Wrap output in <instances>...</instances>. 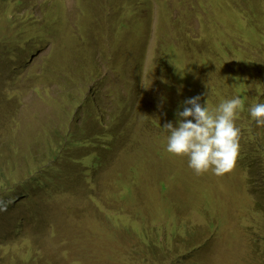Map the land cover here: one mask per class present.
<instances>
[{
    "label": "trees",
    "instance_id": "obj_1",
    "mask_svg": "<svg viewBox=\"0 0 264 264\" xmlns=\"http://www.w3.org/2000/svg\"><path fill=\"white\" fill-rule=\"evenodd\" d=\"M149 37L153 38L150 56ZM109 77L113 80L110 91L117 97L114 108L119 107L120 113L118 125L110 126V131L118 140L130 137L131 122H151L167 142L169 133L163 126L177 125L176 113L183 111L185 100L199 95L200 103L211 111L222 101L239 97L243 102L236 119L240 150L232 172L242 175L249 204L231 197L228 205L264 206V127H258L249 113L252 105L264 103V0H75L71 12L66 11L64 0H0V153L5 155L4 163L12 164L11 149L18 144L14 129L25 99L40 98L43 88L52 86L57 95L70 100L81 88L99 87L101 96ZM99 101L94 97L93 104L101 111ZM66 103L62 100L57 107V118L62 119L40 124L47 139L33 138L35 144L46 140L48 157L67 144L68 128L84 137L77 141L79 145L104 134L94 122H90L92 128L80 129L77 122L90 114ZM165 144H158V153ZM19 145L28 156L43 154ZM207 173L203 176L212 185L216 175ZM192 185L186 189L196 194L199 190L194 192ZM164 186L161 182L160 187ZM235 190H239L236 185ZM199 204L204 205L200 200ZM34 208V214L30 210L23 214L25 240L44 223L45 208ZM12 229L9 225L4 236ZM59 238L72 247L68 248L70 258L79 248L82 257L85 247L91 251L93 245L67 225ZM191 243L190 236L186 244ZM141 246V255L154 264L167 257L152 242ZM182 259L195 264L190 251Z\"/></svg>",
    "mask_w": 264,
    "mask_h": 264
},
{
    "label": "rangeland",
    "instance_id": "obj_2",
    "mask_svg": "<svg viewBox=\"0 0 264 264\" xmlns=\"http://www.w3.org/2000/svg\"><path fill=\"white\" fill-rule=\"evenodd\" d=\"M64 1L66 11L71 12L75 0ZM112 83L107 78L101 96L99 87L81 88L70 100L57 95L59 91L52 86L43 88L40 98L32 95L23 101L15 139L33 154H43L28 156L17 144L11 149L12 164L7 165L0 153V264H154L141 255L142 243L150 242L167 253L160 264H189L190 259L187 263L182 259L189 251L195 264H264V206L228 205L231 197L249 204L242 175L214 176L211 185L205 176L194 174L187 157L164 150L166 138L151 122H131L130 137L118 140L110 131L120 119L119 107L114 108L116 94L110 91ZM94 97L100 98L101 111L94 107ZM62 100L90 114L77 122L80 129L92 128L90 122H94L104 134L79 145L77 141L84 137L68 128L67 144L48 157L46 140L35 144L33 138L47 139L40 124L63 118H57ZM159 143H166L160 145V153ZM189 183L194 192L199 190L196 194L187 191ZM234 185L239 190L233 192ZM35 206L45 208L44 223L25 240L23 214L29 210L34 214ZM22 207L27 208L22 212ZM9 225L12 232L4 236ZM66 225L86 235L93 244L91 251L85 247L81 257L79 248L72 258L68 256L72 247L59 238ZM190 236L193 243L187 246ZM84 245L83 239L81 248Z\"/></svg>",
    "mask_w": 264,
    "mask_h": 264
},
{
    "label": "clouds",
    "instance_id": "obj_3",
    "mask_svg": "<svg viewBox=\"0 0 264 264\" xmlns=\"http://www.w3.org/2000/svg\"><path fill=\"white\" fill-rule=\"evenodd\" d=\"M200 100L199 95L185 100L183 111L176 113L177 125L164 124L169 133L166 151L175 157H187L188 166L197 176L211 171L222 177L235 169L239 156L241 130L236 119L243 102L233 97L210 111ZM249 113L258 127H264V103L252 105Z\"/></svg>",
    "mask_w": 264,
    "mask_h": 264
}]
</instances>
